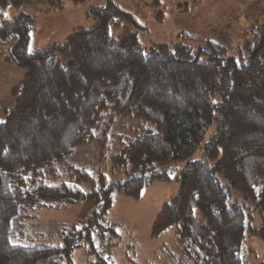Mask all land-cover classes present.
Instances as JSON below:
<instances>
[{"label": "trees", "instance_id": "trees-1", "mask_svg": "<svg viewBox=\"0 0 264 264\" xmlns=\"http://www.w3.org/2000/svg\"><path fill=\"white\" fill-rule=\"evenodd\" d=\"M87 1L0 0V42L25 71L0 121V264H74L77 249L92 264H113L100 246L115 233L105 222L116 196L139 200L175 170L179 191L151 234L174 229L179 251H163L170 263L249 264L248 236L264 242V15L242 46L184 32L146 46V27L106 0L89 8L92 26L29 52L35 12ZM119 122L127 134L116 133ZM114 136L123 144L113 172L125 177L95 179L87 157L103 156ZM87 201L93 208L80 227L61 225L46 239L30 226L43 207Z\"/></svg>", "mask_w": 264, "mask_h": 264}, {"label": "rangeland", "instance_id": "rangeland-1", "mask_svg": "<svg viewBox=\"0 0 264 264\" xmlns=\"http://www.w3.org/2000/svg\"><path fill=\"white\" fill-rule=\"evenodd\" d=\"M106 0H88L79 5L66 3V8L53 13L35 12L29 52L33 53L62 43L78 28L92 26L94 20L88 16V10L94 5H103ZM119 6L135 15L137 21L146 27L141 32V41L149 46L152 42L174 43L178 34L211 40L222 45L242 46L246 31L256 27L264 15V0H116ZM13 16V7L6 9ZM10 47L0 42V121H4L15 105L13 90L23 81L25 71L9 62ZM122 122L116 127L117 134H127ZM122 140L114 136L103 151L87 159L93 161V173L97 179L99 172L111 179L124 178L123 173H114L112 156L122 146ZM95 152V153H94ZM197 151L194 158L199 157ZM79 154V159L82 158ZM77 155L74 157L76 159ZM84 157V156H83ZM84 162V158L82 163ZM184 165V164H183ZM179 171L171 174L170 181H155L144 191L143 197L135 200L118 195L106 219L105 226L112 225L115 233L106 231L102 248L111 257L113 264H171L167 251L178 252L174 240V229L152 237V226L162 205L169 201L180 188ZM93 204L87 201L80 205H68L61 208L43 207L33 213L29 223L32 230L43 234L46 239L58 234L61 225L82 226ZM260 220L257 215L253 225ZM39 228L40 231H38ZM69 227V228H70ZM112 235V236H111ZM102 241V240H101ZM99 244V239H98ZM246 259L249 264H264V242L256 235L248 236ZM74 264H92L94 257L85 249H77L73 256Z\"/></svg>", "mask_w": 264, "mask_h": 264}, {"label": "crops", "instance_id": "crops-1", "mask_svg": "<svg viewBox=\"0 0 264 264\" xmlns=\"http://www.w3.org/2000/svg\"><path fill=\"white\" fill-rule=\"evenodd\" d=\"M102 1V0H101ZM59 12V11H58ZM54 14V13H53ZM55 14H57V12L55 13Z\"/></svg>", "mask_w": 264, "mask_h": 264}, {"label": "snow or ice", "instance_id": "snow-or-ice-1", "mask_svg": "<svg viewBox=\"0 0 264 264\" xmlns=\"http://www.w3.org/2000/svg\"><path fill=\"white\" fill-rule=\"evenodd\" d=\"M6 15V14H5Z\"/></svg>", "mask_w": 264, "mask_h": 264}]
</instances>
